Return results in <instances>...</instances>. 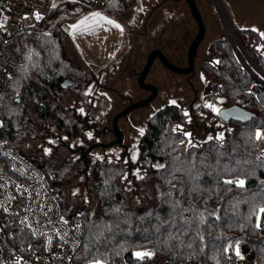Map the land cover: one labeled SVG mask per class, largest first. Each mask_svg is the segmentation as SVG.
I'll return each instance as SVG.
<instances>
[{
  "label": "trees",
  "instance_id": "obj_1",
  "mask_svg": "<svg viewBox=\"0 0 264 264\" xmlns=\"http://www.w3.org/2000/svg\"><path fill=\"white\" fill-rule=\"evenodd\" d=\"M137 2L107 0L101 9L119 17ZM205 2L213 6L212 0ZM91 9L82 1L65 0L64 5L52 7L39 24L17 34L14 50L19 64L0 100V118L4 123L0 139L16 151L20 152L16 142L31 122L28 108L31 100L35 101L37 119L52 118L61 133L80 134L81 129L74 124L70 110L51 107L49 100L65 92L78 95L76 88L85 84L86 69L66 56L64 25L67 18L81 16ZM151 26L160 30L162 25ZM131 27L129 24L125 27L129 35ZM162 33L163 30L151 32L161 36ZM236 34L264 73V53L256 48L262 42L261 35L250 28L236 29ZM208 52L209 59L200 66L203 77L208 83L218 85L224 106L238 105L255 117L247 123L225 122L224 131L221 129L223 139L218 138L216 129V133L210 134L213 139L209 140L210 135L189 138L183 130L173 131L174 125L186 123L185 115L176 106H167L152 115L144 138L151 149L149 170L142 181L149 185L151 194L148 195L156 205L127 208L126 192L119 182L126 170L112 165L93 169L92 188L98 208L93 210L84 205L73 211H82L85 222L82 245L77 253L82 264H93L94 259L116 260L127 250L144 249L164 252L180 261L200 256L206 264H222L227 247L237 242L248 244L259 257L264 256V236L256 227V215L250 217L253 206L264 207V158L257 159L261 142L249 139L256 130H264V86L245 69L226 37L213 40ZM67 79L72 85L63 89ZM202 111L216 117L211 108L204 106ZM189 139L194 147L188 145ZM52 171L53 186L65 198L66 206L67 191L63 182L72 168L64 164ZM223 179H243L245 187L225 185ZM229 187L232 190L225 191ZM201 213L204 222L200 220ZM20 232L28 235L26 231ZM15 242L23 244L17 239Z\"/></svg>",
  "mask_w": 264,
  "mask_h": 264
},
{
  "label": "flooded vegetation",
  "instance_id": "obj_2",
  "mask_svg": "<svg viewBox=\"0 0 264 264\" xmlns=\"http://www.w3.org/2000/svg\"><path fill=\"white\" fill-rule=\"evenodd\" d=\"M167 1L161 0L150 9L147 16L143 19V32L137 31L133 22L126 23L124 26L125 28L127 24H129V27L132 25L130 28L131 32L136 31L137 37H143L145 38L144 40L153 37L154 42L147 48L145 54L141 53V51L131 52L129 49L122 48L119 54L106 67L99 68L90 64H84L89 69V73L95 78L93 80L95 85L92 90L88 92L90 87L85 84L77 87L78 98L70 106L66 104L63 95L50 98V106L69 109L74 124L81 129L80 134L77 136H68L57 129L60 135L58 136L59 140L54 144L60 151L61 165L66 164L73 169L76 165L81 164L85 170H93L101 165L118 166L129 172L144 169L147 167L145 161L151 154V149L144 141L147 132V122L152 115L171 105L178 107L184 115L187 112L184 130L189 131L191 136L201 134L208 136L216 133L215 130L217 128L209 120L210 114L202 111V107L207 102V104H210L206 96L209 86L207 87L208 82L206 79L198 75L197 69L198 61H202L203 63L210 57L208 52L210 44L206 49L201 50L204 43L208 40V29L212 23L216 26L218 19L222 21L225 27V23L228 24V21L231 22L232 18H235V23L238 26L237 29H257L258 31L256 32L259 34L263 33L264 0H221L224 8H218L215 4L212 6L210 2L205 4L203 0H196L205 25V37L197 50L194 73L181 74L173 72L162 64L159 57H156L145 80L146 83L157 88L154 100L148 106L134 110L119 119L118 125L122 133L121 143L114 144L108 148L97 147L86 156H82L83 150L81 148L86 150L96 143L106 144L117 140L112 131L114 117L131 102L144 100L152 94V90H144L137 84L138 74L147 62L151 51L159 49L174 65L180 68L188 67L189 47L198 34L199 27L184 0H172L174 6L171 10H163L168 14V18H172V21H169L171 23V34L169 37L165 38L162 34V36L159 35V39H155V35L147 33L149 24L152 23L153 25V22L157 23L156 19L161 14L160 11ZM238 15L241 18L246 17L245 19L247 20H240L242 23H239ZM247 21L250 23L248 26L246 25ZM124 43L125 41H123V46ZM132 44L133 42H131V47ZM116 68H118V73L116 72ZM95 72H99L101 78H104L103 81L96 78ZM118 84H122L123 87H118ZM128 85H130V88H128ZM100 91L110 93L111 97L106 95V93H99ZM190 95L191 97H189ZM173 100L176 101L175 104L170 103ZM161 102L163 104H160ZM154 104H159L160 106L149 118L145 116L143 119V110ZM137 116L142 118L140 119L141 123L145 122V132L143 135L136 132L132 127L134 120L137 121ZM46 120H50V122L56 124L52 118ZM126 131L131 134L129 138H127ZM89 133L91 134V138L89 137ZM144 147L149 148L148 155L143 154ZM96 149L103 151L101 153L102 157H95ZM93 155L95 156L93 157Z\"/></svg>",
  "mask_w": 264,
  "mask_h": 264
},
{
  "label": "built area",
  "instance_id": "obj_3",
  "mask_svg": "<svg viewBox=\"0 0 264 264\" xmlns=\"http://www.w3.org/2000/svg\"><path fill=\"white\" fill-rule=\"evenodd\" d=\"M54 0H0V100L3 96L9 77L17 70L19 58L14 50L17 34L29 27L35 26L47 17L53 7ZM88 4L92 9L100 10L107 0H78ZM65 0L61 3L64 4ZM37 14L41 17L37 19ZM6 17V19H5ZM218 85L210 84L206 96L210 103L218 102ZM223 106V104H222ZM216 113V112H214ZM0 129L3 120L0 119ZM260 151H264V142L259 143ZM54 174L46 173L34 160L26 157L15 149L9 147L0 139V203L9 206V212L0 208V264H14L16 256H21L27 264H82L77 259V253L82 245L85 233V222L82 211L68 212L65 198L53 186ZM17 185L21 188L18 190ZM28 192H23V189ZM40 192V196L36 195ZM23 192V195L21 193ZM31 193V196H29ZM43 203L44 211L51 207L52 211L44 216L40 210ZM29 205L34 211H25ZM18 213V215H13ZM82 214V215H81ZM28 216L31 228L20 224L24 216ZM68 221L66 225L60 222V216ZM51 218L52 223H48ZM40 221V224L36 222ZM259 233L264 236V215H261ZM79 225L77 229L75 226ZM28 232V235L21 233ZM32 228H40L46 236H33ZM60 235L68 232L64 237L67 243L60 239ZM27 234V233H26ZM47 236L52 237L51 244ZM23 242L18 244L15 240ZM73 245H76L75 249ZM240 255H236V247ZM150 252V257L138 259L137 251L127 250L119 259L101 261V264H206L200 256H191L180 261L171 258L168 254L152 249L140 250ZM23 264V261H22ZM222 264H264V256L259 257L257 252L246 243L230 244L226 249V259Z\"/></svg>",
  "mask_w": 264,
  "mask_h": 264
},
{
  "label": "rangeland",
  "instance_id": "obj_4",
  "mask_svg": "<svg viewBox=\"0 0 264 264\" xmlns=\"http://www.w3.org/2000/svg\"><path fill=\"white\" fill-rule=\"evenodd\" d=\"M62 0H54L53 5H64L61 3ZM161 0H138L136 6L132 7L129 11L125 12L120 15L119 17L109 15L105 13L102 9L95 10L91 9L88 12L84 13L81 16H75L67 18L66 24L64 25V28L66 29L65 34V52L67 58L72 60L76 65L82 66L87 71V81L85 82V85L89 86L90 92L95 85L94 83V77L91 73H89V69L84 66V64H90L95 67L103 68L106 67L109 62L116 57L121 49H129L132 51H141V53L146 52L147 48L154 42L153 37H149L148 39L144 40L143 37H137V34L133 31H130V36L128 29L125 30L124 26L126 23L133 22V25L135 29L139 32H143V22L144 18L147 16L150 9L155 5V3L160 2ZM213 1V6L216 3ZM225 1V0H223ZM203 3H206L205 0H203ZM174 6L172 2H167L162 10L160 11L161 14L156 19L158 25L160 24L161 28L160 30H163V35L166 38L169 37L171 34V27L169 21H172V18H168V14H166L165 11H170L171 8ZM91 13H100L102 16L106 17L109 20H112L114 24H107L104 21H101L99 26H95L91 31L83 32L78 29H74L72 26L78 24L80 20H82L84 17L89 16ZM231 14V13H230ZM239 23L240 20L244 21L247 20L241 18L239 15ZM218 18V17H217ZM154 21V20H153ZM152 22V21H151ZM217 25L214 26L213 23L208 29V37L207 41L204 43L203 49H206L207 46L210 44L211 40L223 38L226 37L228 39V35L226 33V29L222 23L221 20L218 19ZM232 26L236 32V29L238 28L237 24L235 23V18H232L231 20ZM115 24L120 25L119 28L115 27ZM152 23L148 26V33L151 34L153 31H157L159 33L160 30L157 29L155 26H151ZM156 24L153 22V25ZM250 23L247 21L246 25L248 26ZM157 29V30H156ZM264 33V32H263ZM149 34V35H150ZM261 34V33H260ZM148 35V36H149ZM155 39H159V34L155 35ZM262 37V36H261ZM123 41H125L123 46ZM130 41V42H129ZM131 42H133L131 47ZM259 51L264 53V37H262V42L260 45L256 47ZM128 51V50H127ZM245 54L250 58L249 53L245 50ZM251 59V58H250ZM252 60V59H251ZM253 61V60H252ZM198 75L201 74L199 66L202 64V61H198ZM118 71V68H116V72ZM118 73V72H117ZM96 78H98L100 81L104 78H101L99 75V72H95ZM131 82V81H130ZM197 83V81H195ZM133 83V82H132ZM212 84L208 83L207 87ZM216 84V83H213ZM198 85V84H197ZM118 87L122 88V84H118ZM128 88H130V85H128ZM99 93H106L109 97H111V94L108 92L100 91ZM63 98H65L66 104L69 106L71 104H74L78 96L75 93L72 92H65L62 93ZM89 97V96H88ZM92 97V96H91ZM191 97V95L189 96ZM208 103V102H207ZM218 104L222 107V100L220 97H218ZM160 104H163L161 102ZM217 105V104H216ZM224 105V104H223ZM159 104H154L146 109L143 110V119L149 118L152 113L156 111V109L159 107ZM35 107V101L31 100L28 104V108L30 111V115L32 116L30 124L25 128L23 135L21 138L16 142L15 147L22 152L27 157L33 159L36 161V163L45 171L43 166L45 168L50 170V173H53V169L59 167L61 164V155L59 149L55 146L53 143H49L51 140H55L57 142L58 136L60 135L56 124L54 122H50V120H41L37 119L34 111ZM215 114V113H214ZM216 115V114H215ZM2 119V118H0ZM140 116H137V121L134 120V125L132 126L136 132L140 134V129H143V132H145V125L141 123ZM3 120V119H2ZM212 122V125H215V127L218 130V137L223 133V129L226 127V123L222 121L217 115L211 116L210 119ZM210 122V123H211ZM178 125H174L173 127L176 128ZM180 130H183L186 133H190L189 131H185L183 125H179ZM223 131H222V130ZM264 131V130H263ZM127 138L130 137V133L126 131ZM198 136V135H197ZM202 136V135H201ZM211 136V135H210ZM208 136V137H210ZM44 148H51V154L46 155L44 153ZM101 153H103L102 150L96 149L95 156L102 157ZM105 161V160H102ZM108 161V160H107ZM147 163V164H146ZM145 164L147 167H145L142 170H132L129 172L126 170L125 176L119 181L121 185L123 186L125 192H126V201L125 206L127 208H137V207H143V206H149V205H156V202L154 200H151L152 198L148 195V193L151 194V190L149 185L145 184L142 179L138 178L137 172L139 173V176L144 177L145 174L148 172V159L145 161ZM92 170H85L83 165L79 164L76 165L72 172L67 176L65 181L63 182V188L67 191L66 194V208L73 212L75 209H82L84 205L90 207L93 210H96L98 208V201L96 197L94 196V191L92 188ZM126 177V179H125ZM79 190V193L75 196H73L74 190ZM85 197L86 201L85 202ZM242 243V242H237ZM235 244V243H234Z\"/></svg>",
  "mask_w": 264,
  "mask_h": 264
},
{
  "label": "water",
  "instance_id": "obj_5",
  "mask_svg": "<svg viewBox=\"0 0 264 264\" xmlns=\"http://www.w3.org/2000/svg\"><path fill=\"white\" fill-rule=\"evenodd\" d=\"M184 1L187 3L188 7L190 8L191 14L199 27L198 34L196 35L194 40L191 42L190 47H189L188 67L180 68L174 65L162 54V52L159 49H155L151 51L147 59V62L145 63L143 69L138 74L137 84L139 85L140 88L144 90H152L153 91L152 94L144 100H140L134 103L131 102L126 108H124L119 114H117L114 117L112 131L114 135L116 136L117 140L110 142V143H106V144L96 143V144L91 145L86 150L84 148H81L83 150V154H82L83 157L86 156L88 153H90L93 149L97 147L108 148V147L113 146L114 144L121 143L122 133L118 125L119 119L125 117L126 115H128L130 112L134 110L148 106L154 100V98L156 97L157 88L149 83H146L145 80L156 57H159L162 64L173 72L181 73V74L194 73L197 50L205 37V25L201 17V14L199 12V9L197 7L196 0H184ZM214 2L216 3V6L218 8H224L221 0H214ZM225 28H226L227 35H228V40L231 46L233 47L237 57L239 58L243 66L245 67V69L251 75H253L259 81V83H261V85L264 86V73L245 54V50L237 37V34L232 26V23L230 21H228V24L225 23ZM71 85H72V82L67 79L65 83H63L62 88L67 89ZM17 101L19 102L20 99H17ZM215 114L224 122L235 121V122L247 123V122H250L255 117V114L251 113L250 111L238 105H232L228 107L223 105L220 109V112L215 113ZM148 152H149V148L144 147L143 154L148 155Z\"/></svg>",
  "mask_w": 264,
  "mask_h": 264
},
{
  "label": "snow or ice",
  "instance_id": "obj_6",
  "mask_svg": "<svg viewBox=\"0 0 264 264\" xmlns=\"http://www.w3.org/2000/svg\"><path fill=\"white\" fill-rule=\"evenodd\" d=\"M53 7H55V5H53ZM36 18L37 19H40L41 17L39 16V14H37V17ZM5 19H6V17H5ZM101 21H104L107 24H114V22L112 20L107 19L106 17L102 16L100 13H91L89 16L84 17L82 20H80L78 22V24L73 25L72 27L74 29H78V30H81L83 32H88V31H91L95 26H99V24H100ZM2 27H3V24L0 23V28H2ZM115 27L119 28L120 25L115 24ZM252 31H258V30L257 29H252ZM261 36L264 37V33H261ZM30 58L31 57L29 56V59ZM217 63H219V61H217ZM170 103L175 104L176 101L173 100ZM204 106L205 107H208V108H211L216 113H219L220 112L219 109L214 108L213 105H211V104H207L206 103ZM81 111H83V110L81 109ZM185 115H187V112H185ZM0 126H2V124H0ZM179 128H180V126L178 125V126H176V128L173 129V131H177ZM140 134L141 135L144 134L143 129H140ZM184 135L187 136V137H189V138L191 137V133H184ZM89 137L91 138V134L90 133H89ZM218 138L222 140L223 139V135L221 134ZM208 139L209 140H212L213 138L210 136V137H208ZM249 139L250 140H255V141H258V142H264V131L256 130L255 133L252 136L249 137ZM49 143H53L54 144L55 141H51L50 140ZM181 143H183V141H181ZM188 145L191 146V147H194L195 146V145L192 144L191 139L188 140ZM51 151H52L51 148H44V153L46 155L51 154ZM261 158H264V151H262L261 154L259 156H257V159H261ZM159 167H163V166H159ZM137 175H138V178L143 179L142 176H139V173L138 172H137ZM125 179H126V177H125ZM222 183L225 184V185H235L236 188H238V189H244V187H245V180H243V179H223ZM262 183H264V182H262ZM16 187H17L18 190L21 188L20 185H17ZM173 187H175V185H173ZM231 190L232 189L230 187L227 188V189H225V191H231ZM23 192H28V189H26V188L23 189ZM23 192L21 193V195H23ZM78 193H79V190L77 189V190H74L72 194H73V196H75ZM36 195L37 196H40V192L39 191H36ZM29 196H31V193H29ZM13 199H15V197H11V196L8 197L9 206L6 207L3 203H0V208H2L3 211L6 212V213L9 212V207H10V204H11V200H13ZM85 202H87L86 201V197H85ZM40 210L43 212V215L46 216V217L48 216V212L52 211L51 207H48L47 211H44V205H43V203L40 204ZM25 211H27L29 213H32L34 211V209L32 208L31 205H29V207ZM209 214L210 215H215L214 212H210ZM13 215H18V213H13ZM251 215H256L257 221H259L260 218H261V215H264V207L257 208L255 206H253V208L250 210V217H251ZM218 218L219 217L217 216V219ZM200 220H201V222H204V215H203V213L200 214ZM60 222L62 224H64V225H66L68 223V221L65 220L62 215L60 216ZM36 223L37 224H40L41 222L40 221H37ZM48 223L49 224L52 223L51 218L48 219ZM20 224L21 225L28 226L29 228H31V225L29 224V220H28V216L27 215L24 216L20 220ZM260 226L261 225L258 222L256 224V227L259 228ZM75 227L78 229L79 228V225H76ZM2 230L3 229L0 228V232H2ZM21 231H23V228H21ZM56 234L58 236H60V239L63 240L64 243H67L68 242L67 240L64 239V237L68 236V232H64L63 235H60V230L57 229L56 230ZM32 235L33 236H46L47 234H46V232H44L40 228H32ZM47 241H48L49 244H51L52 237L51 236H47ZM75 247H76V245H73V248L74 249H75ZM151 255H152V253H150V252L137 251L135 253V256L138 259H143L145 257H150ZM236 255L237 256L240 255L239 247L238 246L236 247ZM22 261H23V264H27V261L24 260L23 257L16 256L14 264H22ZM93 264H101V261L99 259H94Z\"/></svg>",
  "mask_w": 264,
  "mask_h": 264
},
{
  "label": "bare ground",
  "instance_id": "obj_7",
  "mask_svg": "<svg viewBox=\"0 0 264 264\" xmlns=\"http://www.w3.org/2000/svg\"><path fill=\"white\" fill-rule=\"evenodd\" d=\"M215 108L220 110L221 109V105L217 103V105H215Z\"/></svg>",
  "mask_w": 264,
  "mask_h": 264
}]
</instances>
